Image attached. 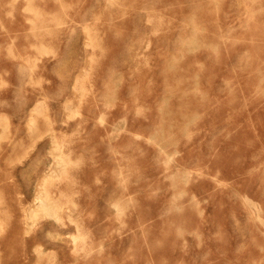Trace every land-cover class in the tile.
I'll return each mask as SVG.
<instances>
[{
	"label": "rangeland",
	"instance_id": "obj_1",
	"mask_svg": "<svg viewBox=\"0 0 264 264\" xmlns=\"http://www.w3.org/2000/svg\"><path fill=\"white\" fill-rule=\"evenodd\" d=\"M5 112L0 264H264V0H0Z\"/></svg>",
	"mask_w": 264,
	"mask_h": 264
},
{
	"label": "bare ground",
	"instance_id": "obj_2",
	"mask_svg": "<svg viewBox=\"0 0 264 264\" xmlns=\"http://www.w3.org/2000/svg\"><path fill=\"white\" fill-rule=\"evenodd\" d=\"M44 103H45V100H40L38 102V104L35 106V109H37L38 107H41ZM10 115H12V114L11 113H7V112L2 113L0 115V119L6 121V123L9 124L10 123L9 122ZM31 122H33V120ZM53 142H54V140H53ZM54 158H55V160H54L55 161V163H54L55 165L59 166V165L62 164V159H60V158L58 159V158H56V156H54ZM52 173H54V172H51V174ZM42 179L43 178L37 180L36 192H35V194L33 196V201H34L35 207L30 211L31 213L39 212V213L43 214V213H45L47 211H50V208L54 206V203L51 200H49L48 197H47L46 191H45L44 186H43V180Z\"/></svg>",
	"mask_w": 264,
	"mask_h": 264
},
{
	"label": "crops",
	"instance_id": "obj_3",
	"mask_svg": "<svg viewBox=\"0 0 264 264\" xmlns=\"http://www.w3.org/2000/svg\"><path fill=\"white\" fill-rule=\"evenodd\" d=\"M11 124H13V122H10ZM15 137H17V136H15ZM22 162H21V171H20V174H21V176H22V183H23V158H22V160H21ZM36 184H37V182H36Z\"/></svg>",
	"mask_w": 264,
	"mask_h": 264
}]
</instances>
